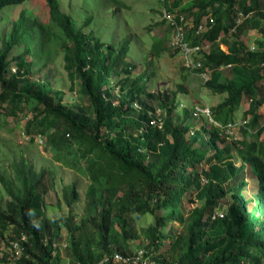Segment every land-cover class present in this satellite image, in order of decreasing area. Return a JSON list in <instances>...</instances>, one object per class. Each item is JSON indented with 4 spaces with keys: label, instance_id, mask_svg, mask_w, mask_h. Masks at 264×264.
I'll use <instances>...</instances> for the list:
<instances>
[{
    "label": "trees",
    "instance_id": "obj_1",
    "mask_svg": "<svg viewBox=\"0 0 264 264\" xmlns=\"http://www.w3.org/2000/svg\"><path fill=\"white\" fill-rule=\"evenodd\" d=\"M32 1L0 0V23L6 9ZM110 1L125 6L104 3ZM44 3L46 19L27 7L0 36V114L26 119L21 135L41 139L87 179L86 214L73 213L82 200L77 184L60 197L52 173H37L20 152L0 167L7 194L0 239L8 237L11 251L17 243L20 255L4 254L0 264H62V230L69 264H134L116 258L132 254H141L140 264H264V0H163V14L204 47L198 58L211 73L206 87L226 94L211 110L220 126L183 106L186 77L177 90L153 89L163 35L154 59L144 56L138 69L128 36L119 46L104 41L90 8L71 14L62 0ZM250 31L258 34L252 46L242 40ZM60 58L69 96L47 74ZM225 67H235L239 79L223 77ZM245 99L247 124L235 129L241 139L231 140L226 126L237 122ZM50 192L59 197L54 208L63 201L68 215H48ZM143 218L151 223L140 229Z\"/></svg>",
    "mask_w": 264,
    "mask_h": 264
},
{
    "label": "rangeland",
    "instance_id": "obj_2",
    "mask_svg": "<svg viewBox=\"0 0 264 264\" xmlns=\"http://www.w3.org/2000/svg\"><path fill=\"white\" fill-rule=\"evenodd\" d=\"M122 1L125 3V6L112 5L111 1L105 4L104 0H62V8L64 11L71 14H76L82 9V11L87 14L85 10L90 8V14L94 15L95 24H97V26H95L96 30L99 31L104 41L112 42L114 45L119 46L123 39L128 36L131 41L130 50L135 52L134 57L138 60V69H144V66H146L145 62L142 60L144 56H149L154 59L155 56L152 53L154 42H156L158 38H161V35H163L161 41H163V46H165L166 50L162 52L158 59L154 60L155 71H150V73L154 72L151 80L152 84H154L153 89L160 92L168 89L177 90V86L183 81V77H186L183 82L187 87V93L181 96V99L184 100L183 106L185 108L189 109L195 107L196 112L201 107H209L211 111L213 107L219 105V103L225 98L226 94H218L207 88L205 81L200 74L186 72L183 69L185 67L184 55L182 57L180 53L176 54L175 50L172 49V43L170 40L172 27L171 25L169 27V23L162 25L161 22L162 19L165 20L163 17V0ZM27 7L32 9L36 16L44 19L47 18L44 0H34L23 6L8 8L2 14L4 19L0 23V36L3 32L9 31L12 21L18 17L21 10ZM116 7L119 8L117 11H114ZM150 26H154L152 27L154 29L151 30V32L147 30ZM257 37L258 34L256 32L250 31L248 34L243 36L242 40L246 44H250L252 46ZM222 48L224 50H228L226 45L222 46ZM61 59L62 58L58 59L57 63L52 64L47 69V74L50 76V79L53 80L55 87L62 89L66 95L69 96L70 93L68 92V89L70 87V82L68 81ZM150 69H152V67H150ZM220 72L223 74V77H227L228 79H239L238 70L235 67L221 68ZM126 76L127 74L125 72L121 75V77ZM115 80L116 79H114L113 82L111 81L110 85L115 84ZM248 102L249 101L245 99L242 102L241 108L236 113V121L238 123L244 120L243 113L249 107ZM260 113L264 116V105L260 108ZM200 117L202 118L199 121H202V119L205 121L214 119L212 112L211 118L203 113L200 114ZM0 119L3 122V126H0V167L2 169L8 168L10 164L14 162V156L20 157L19 155H21V152L27 158L28 162L32 163L37 173L42 171H45L47 174L52 173L60 197H62V190L64 186L71 185L73 183L77 184L82 200L78 204L74 205L73 213L76 214L77 218L79 216H85V194L89 186L87 179L78 175L73 170H69L61 161L55 159L52 149L43 143L41 139H36L32 143L30 137L21 135L26 119L23 118L20 122H18V120H14L10 117L4 121V116L1 114ZM18 124L20 125L18 126ZM227 135L231 140H236L237 138L241 139V136L234 129L228 131ZM235 161L238 162L237 159ZM0 200L5 206L7 194L3 191V189L0 191ZM58 200L59 197L55 192H50L47 196V201L51 205V209L48 212L50 217H59L61 214L68 215L70 212L63 201H61V210L57 211L54 206L58 204ZM222 203L224 206V199L222 200ZM197 204L198 203H195L194 206ZM138 223L139 228L142 229V227H146L149 223H151V221L149 218H143L139 220ZM7 239L8 237H6V240ZM6 240L0 239V259L4 254H8L13 258V249L12 251L10 250L7 246ZM67 241L68 233L66 230H62L58 240V246L61 247L59 250L63 260L62 264H69L66 251L64 249ZM139 251H141V249H138L137 245H135L134 253L137 254Z\"/></svg>",
    "mask_w": 264,
    "mask_h": 264
},
{
    "label": "built area",
    "instance_id": "obj_3",
    "mask_svg": "<svg viewBox=\"0 0 264 264\" xmlns=\"http://www.w3.org/2000/svg\"><path fill=\"white\" fill-rule=\"evenodd\" d=\"M163 17L167 20L168 23H170V25L173 27V37H172V48L175 50H178L179 53L182 55H184V59H185V68L189 71V72H194L197 74H200L202 76V78L204 79L205 83L210 80L211 78V73L209 72V70H203V66L200 62V58H198V56L200 54H202L203 51V46L201 45H193L191 44L188 39H187V35L186 32L183 28L182 24H177L175 18L167 13L164 12ZM182 22H184V24L189 25V22H185V18L182 17L181 18ZM200 29L198 30L197 33H199V31L203 28V26L199 27ZM205 114L207 115L209 118H211V111L209 107H201L200 109H198L195 112L196 116H200V114ZM211 123H214L216 126H220V124L218 122H216L214 119L209 120ZM247 124V122H240V123H230L226 126V129L228 131L232 130V129H236L238 128L239 125H245ZM13 252L15 257L20 255V248L18 246L17 243H13ZM117 260L122 261V262H130L132 261L134 264H140V259H142L141 254L137 255V256H132V257H123L118 255ZM144 264H151L149 263L148 260H144Z\"/></svg>",
    "mask_w": 264,
    "mask_h": 264
}]
</instances>
